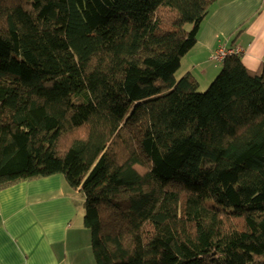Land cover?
<instances>
[{
  "label": "trees",
  "instance_id": "1",
  "mask_svg": "<svg viewBox=\"0 0 264 264\" xmlns=\"http://www.w3.org/2000/svg\"><path fill=\"white\" fill-rule=\"evenodd\" d=\"M219 0H0V190L62 174L96 264H264V58L175 74Z\"/></svg>",
  "mask_w": 264,
  "mask_h": 264
},
{
  "label": "crops",
  "instance_id": "2",
  "mask_svg": "<svg viewBox=\"0 0 264 264\" xmlns=\"http://www.w3.org/2000/svg\"><path fill=\"white\" fill-rule=\"evenodd\" d=\"M219 46L239 48L244 67L258 69L264 58V0H219L175 76L189 74L205 86L222 64L211 59ZM83 214L82 195L62 174L1 189L0 264H96Z\"/></svg>",
  "mask_w": 264,
  "mask_h": 264
},
{
  "label": "built area",
  "instance_id": "3",
  "mask_svg": "<svg viewBox=\"0 0 264 264\" xmlns=\"http://www.w3.org/2000/svg\"><path fill=\"white\" fill-rule=\"evenodd\" d=\"M239 48H226L225 46H219L212 55V60L222 63L224 59L230 56H239L241 54Z\"/></svg>",
  "mask_w": 264,
  "mask_h": 264
},
{
  "label": "rangeland",
  "instance_id": "4",
  "mask_svg": "<svg viewBox=\"0 0 264 264\" xmlns=\"http://www.w3.org/2000/svg\"><path fill=\"white\" fill-rule=\"evenodd\" d=\"M220 69H221V65L219 66L218 72L220 71ZM218 72L216 73V75L218 74ZM216 75H214V77H212V75H211L212 79H210V81L205 86H204V83L200 79L194 78V80L198 83V92H204L206 90V88L208 87V85L211 83V81L216 77ZM176 76L178 77V79L181 78V76H179V74H177Z\"/></svg>",
  "mask_w": 264,
  "mask_h": 264
}]
</instances>
